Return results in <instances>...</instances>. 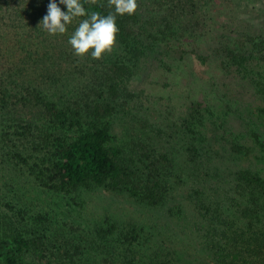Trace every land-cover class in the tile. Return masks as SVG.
<instances>
[{"label":"rangeland","instance_id":"374dc122","mask_svg":"<svg viewBox=\"0 0 264 264\" xmlns=\"http://www.w3.org/2000/svg\"><path fill=\"white\" fill-rule=\"evenodd\" d=\"M166 1L169 0H138V4L141 8L158 7L160 3L169 7ZM185 2L196 8L198 14L193 22L179 33H171L162 49L150 45L144 55L133 52L128 56L117 42L113 51L102 59L75 55L68 40L78 26L76 20L66 34L50 35L51 41L39 47L41 55L44 51L55 53L52 57L41 56L43 67L48 70L42 80L40 70L31 66L24 69L27 64L24 59L28 56L24 49L14 54L10 61L13 67L3 60L5 66H0V232L21 234L30 240L23 255L24 264L59 261L65 264L68 260L77 264H147L145 257L151 252L146 246L117 242L115 248L119 249L114 251L113 247L101 245L105 234L99 229L107 219L122 220L127 225L154 223L160 235L145 239L154 247L163 244L172 251L177 250L191 264L208 262L207 254L196 243L193 245L187 232L178 233L166 225L164 216L170 215L168 210L177 202L175 198L168 201L169 205L152 210L123 188L92 187L78 197L48 188L46 167L50 164L52 143L50 139L45 140V135L53 134L56 138L58 132L48 130V124H43L44 106L34 99L35 92L31 98L37 104L33 108L19 100L26 97L28 85L42 81V88L54 98L64 94L77 98L81 90L90 92L94 68L100 77L113 73L116 66H125L128 73L118 82L121 101L128 104L112 120L113 132L128 155L137 158L146 149L168 154L174 161L175 173L188 174L185 183L175 184L177 188L180 186L177 196H185L187 191L183 189L200 177L208 199L221 200L218 205L223 209L228 204L223 200L224 190L231 186L229 179L222 178L223 174L251 166L264 175V148L256 142L253 131L258 128L264 137V110L258 81L224 69L219 58L213 55L202 63L190 53L193 47L204 52L212 50V45L218 44L222 40L220 35L226 31L235 36L264 31V0ZM186 20L182 21L183 25ZM253 55L250 62L263 67L261 54ZM3 56L7 55L0 52V57ZM159 57L164 61L160 63ZM16 62L19 64L15 65ZM195 107L201 108L196 112ZM238 144L245 146L242 152L234 150ZM182 218L181 223H188L186 213ZM88 251L92 252L89 258ZM163 254L169 255V251L164 249Z\"/></svg>","mask_w":264,"mask_h":264},{"label":"trees","instance_id":"16d2710c","mask_svg":"<svg viewBox=\"0 0 264 264\" xmlns=\"http://www.w3.org/2000/svg\"><path fill=\"white\" fill-rule=\"evenodd\" d=\"M185 1L187 0H169L166 1L169 7L160 3L161 8L139 7L134 15L118 16V46L128 56L133 55V52L144 55L150 45L159 47L158 50L162 49L172 37L171 33L177 34L185 26L188 27L198 14L195 12L196 8ZM50 2L51 0H0V52L7 55L0 57V66H5L3 60L10 62L21 48L28 52L24 59L27 63L24 69L31 66L40 70L42 80L48 70L43 67L41 56L52 57L55 54L51 51H44L42 55L39 53V47L51 41L50 35L42 26L38 27L48 12ZM56 2L63 11H67L66 5L60 4V0ZM100 4L104 7H100ZM100 4H86L85 7L105 15L112 11L107 7V0H100ZM186 18L188 21L183 25L182 21ZM80 19L83 18H78L77 21ZM176 24H179V28ZM225 33L220 35L222 40L218 44L212 45V50L204 52L193 47L190 53L202 63H206L213 55L219 58L224 69L243 73L258 81V94L264 110V66L260 68L250 62L253 53L261 54L264 62V31L242 32L240 36L229 31ZM162 61L164 60L159 57V62ZM13 64L10 62L9 66L13 67ZM18 64L16 62L15 65ZM124 68L125 66H116L113 73L100 77L94 68L90 92L81 90L77 98L69 96L73 94L54 98L42 88V81L26 86V97L19 100L25 106L33 108L37 104L31 98L35 92L34 99L44 106L43 124H48V130L58 132L56 138L51 136L53 134L45 135V140L50 139L49 142L52 143L51 160L46 167L48 188H57L55 190L66 193L65 196L68 193L74 197L92 187L123 188L136 199L147 203L152 210L169 205L168 201L175 198L177 202L168 210L170 215L164 216L166 225L172 231L187 232L193 245L196 243L207 254L206 264H264L263 173L251 166H243L232 173L223 174L222 178L229 179L231 184L224 190L223 200L228 201V204L223 209L218 205L221 200H213V197L208 199L207 188L200 177L189 182L190 186L183 189L187 191L185 196H177L180 186L177 188L175 184L185 183L188 174L175 173L174 161L166 153L157 154L153 149H146L137 158L128 155L113 132L112 120L128 104L121 101L122 90L118 82L120 77L128 73H125ZM7 96L5 95L6 98ZM200 108L195 107L196 112ZM253 131L256 142H260L264 148L261 132L258 128ZM244 148L243 144L234 146V150L239 152ZM185 213V221L188 223H184L187 227L181 223ZM142 224L127 225L122 220L107 219L99 229H103L105 234L101 238V245L113 247L116 251L119 249L115 248L118 246L117 242L129 246L138 243L151 252L145 257L147 264H191L177 250L172 251L163 247V244L154 247L145 240L148 237L155 238L160 233L153 227L154 223ZM29 244L30 240L21 234L7 235L0 232V264H24L23 255ZM164 249L169 251V255L164 256ZM38 252L41 254V251ZM91 254L88 251L86 255L89 258ZM56 264L64 263L59 261ZM65 264L77 263L68 260Z\"/></svg>","mask_w":264,"mask_h":264},{"label":"clouds","instance_id":"9594fccd","mask_svg":"<svg viewBox=\"0 0 264 264\" xmlns=\"http://www.w3.org/2000/svg\"><path fill=\"white\" fill-rule=\"evenodd\" d=\"M60 4L66 5L67 11H63L56 0H51L48 12L38 27L42 26L49 35H63L68 32L69 25L83 18L79 20L68 43L75 55H90L93 59H102L115 48L119 32L117 17L134 15L139 8L138 0H107V7L112 11L105 15L85 7L86 4L98 5L100 0H60ZM100 7L104 5L100 4Z\"/></svg>","mask_w":264,"mask_h":264}]
</instances>
